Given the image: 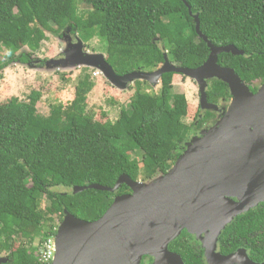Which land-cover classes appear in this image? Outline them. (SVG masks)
<instances>
[{
  "label": "trees",
  "instance_id": "trees-1",
  "mask_svg": "<svg viewBox=\"0 0 264 264\" xmlns=\"http://www.w3.org/2000/svg\"><path fill=\"white\" fill-rule=\"evenodd\" d=\"M185 1L213 45L243 50L220 53L218 64L233 68L256 92L259 86L252 83H264V0ZM47 33L78 37L86 46L97 38L118 75L151 72L163 64L164 53L188 68H197L209 55L182 0H0V82L7 67L33 62ZM88 68L83 66L77 77L74 98L64 106L52 104L48 115L37 111L41 93L36 90L23 100L12 96L0 108V257H7L5 264H43L40 246L56 235L65 210L93 221L116 196L131 192L125 184L116 192L73 193L74 186L112 187L123 174L149 182L174 165L195 127L217 121L219 113L200 109L193 122L185 123L188 102L173 91L172 72L161 75L157 91L149 81L135 80L129 109H121L114 121H98L87 109L95 85ZM206 98L227 108L228 85L208 80ZM260 216L257 208L238 215L221 238L234 229L245 234ZM17 240L20 245L13 248ZM192 242L193 235L183 229L168 248L184 264H203Z\"/></svg>",
  "mask_w": 264,
  "mask_h": 264
},
{
  "label": "water",
  "instance_id": "water-1",
  "mask_svg": "<svg viewBox=\"0 0 264 264\" xmlns=\"http://www.w3.org/2000/svg\"><path fill=\"white\" fill-rule=\"evenodd\" d=\"M195 21L197 35L209 48L207 60L197 68L170 62L151 71L118 75L103 53L86 51L85 43L67 37L62 56L46 61L62 68L98 69L113 85L124 89L135 80L156 84L163 73L181 74L197 81L200 106L221 113V119L192 138L187 149L163 175L149 182L120 175L112 187L100 184L74 186L73 193L88 188L116 192L125 184L130 193L114 198L96 220L80 219L65 210L55 235V255L50 264H184L169 244L183 229L203 243L215 242L233 218L264 202V83L256 92L231 67L218 64L220 53L243 54L229 44L215 46L200 30L198 14L182 0ZM220 79L229 88L228 107L219 108L206 98L208 80ZM204 233V236H202ZM215 248V247H214ZM0 257V264L7 262Z\"/></svg>",
  "mask_w": 264,
  "mask_h": 264
},
{
  "label": "rangeland",
  "instance_id": "rangeland-1",
  "mask_svg": "<svg viewBox=\"0 0 264 264\" xmlns=\"http://www.w3.org/2000/svg\"><path fill=\"white\" fill-rule=\"evenodd\" d=\"M67 44V37L60 38L47 33V39L42 42L40 50L32 55L33 62L31 64L15 63L4 69L0 82V108H5L7 101L12 96L23 100L33 90L41 93L36 107L38 113L42 115L49 114L52 104L64 106L69 103L74 98L76 80L83 66L62 68L46 64L49 59L61 57ZM85 48L90 53L100 52L105 54V44L97 38L92 39L89 46ZM40 61H43V63H40ZM88 69L95 83L93 89L87 95L88 111L94 115L96 120L101 122L116 120L121 109H129L135 84L132 82L121 89L108 81L98 69L92 67ZM173 78V91L183 93L187 99L188 113L184 121L190 124L195 120L196 114L201 109L199 85L195 79L181 74H175ZM149 84L154 91H157L160 85L159 81L156 84L152 82H149ZM252 85L260 86V83L255 81ZM201 110L204 111V109ZM220 117L221 115L217 116V121L221 119ZM211 125L213 124L209 120L203 124V127L206 129ZM185 146L184 150L187 149L188 143ZM57 190H64V188L59 187ZM44 204V201H40V206ZM19 243V240H17L13 248L18 247ZM34 243L36 244L37 241Z\"/></svg>",
  "mask_w": 264,
  "mask_h": 264
},
{
  "label": "flooded vegetation",
  "instance_id": "flooded-vegetation-1",
  "mask_svg": "<svg viewBox=\"0 0 264 264\" xmlns=\"http://www.w3.org/2000/svg\"><path fill=\"white\" fill-rule=\"evenodd\" d=\"M72 40L74 41V38H72ZM216 113H219V116L221 115V113L218 111H216ZM203 130H205L204 127L200 129L195 127L185 144L189 143L192 138L200 136ZM255 208H257V214L261 216L258 219L256 225L246 231L245 234H243V231L239 229H234L229 230L226 237L221 238L222 233H224L228 225L234 222L235 217L238 216L237 215L222 229L215 242V245L211 243V241L203 243L200 239H197L193 235L194 242H192V244L194 246L196 257H199L203 264H264V220L261 219L264 217L263 202L251 209ZM251 209L247 210L246 212L250 211ZM202 236H204V233H202ZM144 257L147 258L144 260ZM144 257L142 258L144 264L153 263L154 259L151 256Z\"/></svg>",
  "mask_w": 264,
  "mask_h": 264
},
{
  "label": "built area",
  "instance_id": "built-area-1",
  "mask_svg": "<svg viewBox=\"0 0 264 264\" xmlns=\"http://www.w3.org/2000/svg\"><path fill=\"white\" fill-rule=\"evenodd\" d=\"M39 260L43 264H50L55 255V236H50L45 240L39 249Z\"/></svg>",
  "mask_w": 264,
  "mask_h": 264
}]
</instances>
